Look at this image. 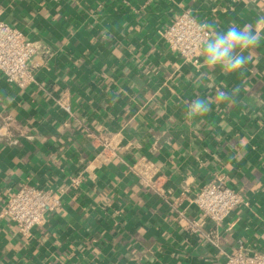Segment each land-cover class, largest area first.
<instances>
[{
    "label": "crops",
    "instance_id": "0c3cea01",
    "mask_svg": "<svg viewBox=\"0 0 264 264\" xmlns=\"http://www.w3.org/2000/svg\"><path fill=\"white\" fill-rule=\"evenodd\" d=\"M0 9L43 47L32 87L0 75V122L12 131L0 143V209L26 183L66 189L30 239L0 217V264H223L240 241L264 252V39L229 74L202 67L203 55L195 68L159 35L184 12L217 32L251 24L264 35V0H0ZM200 71L207 78L197 84ZM236 87L234 102L216 99ZM197 98L210 111L189 118ZM91 133L121 137L111 165L89 167ZM139 159L160 168L172 198L185 189L190 198L221 175L248 205L219 225L188 200L175 209L139 185L131 173ZM79 173L86 180L69 188ZM179 210L200 232L179 222ZM210 232L219 248L204 237Z\"/></svg>",
    "mask_w": 264,
    "mask_h": 264
},
{
    "label": "built area",
    "instance_id": "2783aa9c",
    "mask_svg": "<svg viewBox=\"0 0 264 264\" xmlns=\"http://www.w3.org/2000/svg\"><path fill=\"white\" fill-rule=\"evenodd\" d=\"M1 14L0 9V75L7 84L25 90L37 83L39 65L36 57L43 47L38 42L28 40L22 31L1 20ZM209 25L207 21L184 12L166 25L159 35L171 53L199 68L204 41L210 38L207 27ZM57 105L70 114V104L66 100H58ZM11 135L9 123L0 122V143L9 141ZM88 136L97 150L89 167L102 168L111 165L123 149L118 134L106 137L91 133ZM131 173L142 188L170 202L175 209L181 208L183 202L188 200L197 207L203 218L216 225L226 221L238 206L248 205L235 189L228 186L226 177L221 175L216 176L190 198L186 196V189L178 197L172 198L165 189V176L152 161L139 159L132 165ZM69 180V188L77 189L86 177L84 173H79L69 177ZM65 193V188L23 184L16 192L8 195L0 209V217H8L17 227L18 233L23 238L30 239L35 229L45 223L47 215L61 207ZM177 215L180 223L185 222V228L193 233L200 232L197 224L187 219L184 210L177 211ZM203 235L215 248H219L216 235L211 232ZM223 264H264V252L250 251L240 241L235 251L225 253Z\"/></svg>",
    "mask_w": 264,
    "mask_h": 264
},
{
    "label": "clouds",
    "instance_id": "9594fccd",
    "mask_svg": "<svg viewBox=\"0 0 264 264\" xmlns=\"http://www.w3.org/2000/svg\"><path fill=\"white\" fill-rule=\"evenodd\" d=\"M257 23H264V17ZM207 27L210 38L204 41L202 67L206 66L208 69L219 67L229 74L242 71L252 59L250 50L256 48L260 40L264 39V35L255 31L251 24H246L243 27L232 24L226 32L222 33L217 32L210 25ZM206 78L207 73L200 71L195 83H202ZM239 91V87L234 88L231 93L219 91L216 99L219 102H234ZM209 111L210 101L197 98L190 103L187 116L189 118L203 116Z\"/></svg>",
    "mask_w": 264,
    "mask_h": 264
}]
</instances>
